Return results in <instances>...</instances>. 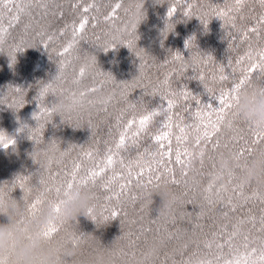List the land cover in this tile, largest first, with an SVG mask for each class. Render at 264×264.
<instances>
[{
	"label": "trees",
	"instance_id": "16d2710c",
	"mask_svg": "<svg viewBox=\"0 0 264 264\" xmlns=\"http://www.w3.org/2000/svg\"><path fill=\"white\" fill-rule=\"evenodd\" d=\"M92 2L80 0L76 8L73 4L77 0H49L46 8L36 0H12L7 7L0 5V97L4 96L0 103V130L15 141L8 148L0 146V187L21 203L25 195L30 202L44 193L39 208L46 202L45 197L57 199L55 188L66 187L75 165H80L78 178L89 170L105 167L108 149L115 152L124 123L161 104L166 108L167 100L161 99L165 95L176 105L171 129L163 128L162 114L156 116L135 145L129 141L126 149L114 155V164L97 178L95 185L82 186L93 194L96 219L79 217L78 221L63 224L54 241L66 239L73 232L87 235L78 245L75 264H197L208 260L213 264L240 260L243 264L245 258L249 264L258 262L264 246L259 223L264 187L243 184L240 196L232 191L236 183H241L239 178L232 183L226 178L222 186L210 173L218 154L238 153L241 147H251V154L246 152L245 157H240L242 161L251 159L256 150L264 148V142L252 143L254 134L260 131L240 116L233 117L230 110L233 126H220L215 138L220 147L212 151L211 145L195 146V129L201 124L197 111H208V105L219 107L216 97L220 91L238 82L241 68L259 60V53L264 51V25H257V21L264 14V7L259 0H245L239 10L235 0H187L190 10L184 6L185 0H122L116 16L106 20L116 0H95L99 10L83 13L82 8ZM140 3L142 15L138 16ZM170 7L177 11L164 36ZM228 9L232 11L226 17L217 16V11ZM82 16H88L89 21L84 39L69 53L60 55L72 38L73 23L78 25ZM254 26L259 27L258 34L247 31ZM191 37L195 40L186 48L185 42ZM129 41L132 47L128 46ZM177 54L181 59L175 58ZM242 57L243 63L237 65ZM81 68L85 69L83 77L79 75ZM221 75L229 79L221 81ZM76 80L80 82L74 83ZM49 83L52 87L38 99L41 89ZM254 85L264 86V76L259 72L253 74L245 90ZM93 88L96 91H91ZM185 91L191 93L187 98L182 95ZM81 92L86 95L81 97ZM58 100H64L63 108H57ZM53 106L56 111L40 115L41 107ZM34 114L39 118L34 119ZM203 119L207 122L208 118ZM22 125L27 127L18 131ZM176 125L185 128L186 144L177 143L176 137L181 133ZM161 131L171 132V163L167 157L151 155L157 151L152 137ZM185 147L189 151L204 148L198 184L189 180L192 173L187 170V158L182 157L183 165L175 162L176 150L183 151ZM167 148L165 143L160 151ZM89 152L91 157L86 155ZM141 156L140 166L151 163L153 177L164 174L160 181L153 178L148 183L147 170L137 178L140 168L135 161ZM161 160L163 167L158 163ZM129 166L132 176L128 174ZM166 167L174 170L180 183H171ZM182 171L188 175L182 176ZM212 181L215 187L208 192ZM21 182L24 188L20 187ZM122 184L126 185L123 189ZM161 186L171 187L181 199L169 214L158 216L160 198H151L146 191ZM221 187L226 189L220 193L223 203L210 205L209 200L217 201L216 190ZM49 188L52 191H46ZM229 199L236 206L235 211L227 205ZM113 210L115 217L111 215ZM222 211L228 212L227 217L221 215ZM250 217H255V225ZM169 233L172 240H168ZM185 244L187 248L183 247ZM209 244L211 248L207 247ZM252 249H256L255 253Z\"/></svg>",
	"mask_w": 264,
	"mask_h": 264
},
{
	"label": "snow or ice",
	"instance_id": "6c2138e0",
	"mask_svg": "<svg viewBox=\"0 0 264 264\" xmlns=\"http://www.w3.org/2000/svg\"><path fill=\"white\" fill-rule=\"evenodd\" d=\"M12 0H0V5H3L4 7H7L8 3H11ZM37 3L41 4V6L43 7H47V4L49 2V0H36ZM51 2H55V0H51ZM179 2V0H177V3ZM260 4L262 7H264V0H259ZM245 3V0H235V5H236V10H239V8ZM80 6V0H77V3L73 4V7H79ZM142 3L137 5V9H138V16L142 15V13L140 12V9L142 8ZM185 7L191 8L190 3L187 2V0H185ZM122 7V0H116V2L114 4H112L111 6V11L109 13L108 16L105 17L106 20L112 19L113 17L116 16L117 11L119 9H121ZM96 8V3L95 0H93L92 3H88L86 6H84L82 8V12L83 13H89L92 9ZM96 10L98 11L99 9L96 8ZM177 9L176 7H170L167 11V20L165 21L166 27L165 30L163 32V35L165 36L167 31H169L171 29V18L174 16V14L176 13ZM232 9H228V11H217V16L224 18L228 15L229 12H231ZM189 12H186L185 15H188ZM18 19V17H17ZM88 16H82L79 24L77 25L76 23H73L72 25V38L70 40V42L67 44L66 47H64L63 51L60 53V55H64L70 52V50H72L74 48V46L80 42L81 40L84 39L83 33L84 30L88 24ZM257 25H264V14H262L258 21H257ZM235 25H233L234 27ZM207 27V24L205 22V28ZM133 28H135V25H133ZM247 31L253 32V33H259V27L258 26H254L249 28ZM2 33L3 30L0 29V43H2ZM63 34V33H61ZM245 38H247V32L244 33ZM49 39H51V37H49ZM195 40V37H191L189 38V40H187L185 42V47H189L192 42ZM128 46L132 47V41L128 42ZM138 55H141L140 53H138ZM141 58L142 55H141ZM176 59H181V56L179 54H177V56L175 57ZM14 59V58H13ZM208 59H211V55H208ZM249 59H251V57L249 56ZM244 58L242 57L240 60H237L236 63L237 65H240L243 63ZM64 65L63 63L61 64V69H63ZM221 71H223V68L221 69ZM259 72L262 76H264V51H261L259 53V60L258 61H254L252 63H250L247 67L241 68V75L240 78L238 80V82L234 81L232 86L229 88H223L220 93L219 96L216 97L219 107L213 108L211 105H208V111H197L196 116L198 118H200L201 120V124L196 126V131L198 133V135L195 138V146L196 147H200L201 144L204 145V147L206 148L208 145H211V149L212 151H215L217 148L220 147V141L219 139H215L217 137V134L220 132V126L224 125L228 128H232L233 126V121L231 119H229V113L231 110V115L233 117H239V112L236 110V106L238 104V99H239V94L241 91L245 90L246 86H248L252 79H253V74ZM85 74V69L81 68L79 71V75L80 77H83ZM234 75V73H233ZM57 79L59 77H56ZM203 79V77H201V80ZM229 79V76L227 75H221L220 76V80L221 81H226ZM79 80L74 81V83H79ZM167 79L164 81L165 84H167ZM52 87V84H46L40 91L38 99L42 98L45 93H47V91ZM16 91H20V89H16ZM91 91H96V89H91ZM86 93L81 92L80 96L83 97L85 96ZM169 95H175V94H169ZM182 95L187 98L189 95H191V93L185 91L182 93ZM3 97H0V103L3 102ZM161 99L162 100H167V107L165 108L163 104H161L159 106L158 109L156 110H152V111H147L146 114L141 115L139 118H137L136 116H133L131 119L127 120L124 125L122 130L119 132V137L115 142V152H113L112 148L108 149V155L105 158V167L99 168V170H89L87 172V174L83 177H77V173L80 170V165L77 164L75 165L72 173L70 174L71 178L67 181L66 183V187L65 185H60L57 186L55 188V192H56V196H57V200L59 201V197L61 194V188L65 187L70 189L73 186H85L88 185L89 183L95 185L96 184V180L98 177H100L107 168H110L113 164H114V155L119 154V152L122 149H126L128 146V142L131 141L133 145H135L138 141V138L141 136V134L146 133L148 131V127L150 125V123L153 121L154 117L159 116V115H163L164 116V122H163V128L164 129H171L172 125V110L173 108L176 106L175 102L173 99L168 98V96L165 95H161ZM197 103H199V101L197 100ZM133 108L136 107V105H131ZM56 111L55 106H53L51 109H47V108H43L41 107L40 109V115H44V114H50L51 112ZM206 116L207 122L204 121L203 117ZM215 116V120L212 119V117ZM39 117L37 115L34 114V119H38ZM202 126V128H201ZM26 125H22L20 129H18V131H24V129L26 128ZM176 127L179 128V131L181 133V135L176 137L177 143H185L187 142V135L185 134V128L184 127H180L179 125H176ZM191 127V126H189ZM255 139L252 141L253 144H259L261 142H264V132L260 131V132H256L255 134ZM171 132L170 131H161L160 134L155 135L154 137H152V139L155 141L156 146H157V151L155 153H151V155L153 157H155L156 155H159L161 157H167L169 160V163H171V159H172V149H171ZM33 138L35 139V135H33ZM242 139V138H240ZM237 142H239V139L237 140ZM165 143H167L168 148L166 151H160V149H164L165 148ZM10 145H15V141L12 138L7 137L3 132H0V146H2L3 148H8ZM202 152L201 155L203 156L205 154L204 152V148H201ZM146 152L148 151L147 149L145 150ZM253 151V149L251 147H241L239 152L237 153L240 157H245V153H249L251 154V152ZM87 156L91 157L92 153H86ZM190 151L188 150L187 147H185L183 149V151H181L180 149L176 150V154H175V162L178 165H183L185 163V160L182 159V157L189 159L190 158ZM140 159H142V156L140 158H138L135 163L136 165L140 168L139 172L136 173L137 178L139 177H143L145 170L148 171L149 176H148V183H152L153 178L156 181H160L162 176L164 175L163 173H157L155 175V177H153V175H151V173H153L154 169L152 168L151 163H147L143 166H140ZM211 159V157H210ZM121 163H123V161L121 160ZM161 167H163V161H159L158 162ZM213 167H215V164H213ZM165 172L171 174V183L173 184H178L180 183V181H178L175 178V173L174 170L171 167H166L165 168ZM128 174L129 176H132V168L131 166H129L128 169ZM182 176H187L188 173L187 171H182L181 172ZM233 180H238V177L236 175L235 172H230L229 173V183H232ZM41 183H43V181H41ZM129 184L131 183V181L128 182ZM126 185H121V188L123 189ZM21 188H24V183L21 182L20 185ZM105 188H107V185H104ZM215 187V182L212 181L209 183L207 191L208 192H212L213 188ZM243 183H236L235 186L233 187L232 191L234 193H237V195L242 196L243 195ZM30 191V190H29ZM46 191H52L51 188L46 189ZM226 191V189H224L223 187L219 188L216 190V196H217V201H211L209 200V204H215V203H223V197L220 195L221 192ZM254 195H256L257 193L254 192ZM5 195L4 193V188L0 187V196ZM43 197H44V193H41L39 196H37L34 200L32 201H28L27 199V195H25V197L23 198L24 203L26 204V212L29 215H35L36 212L39 210V205H41L44 201H43ZM108 199H111V197H108ZM227 205L230 207L231 211H235L236 210V206L232 204V200L229 199L227 201ZM56 211L59 212V203H57L56 205ZM111 215L113 217H115L117 215V213L113 210ZM200 215H203V212L200 213ZM221 215L224 217H227L228 212L226 211H222ZM89 216L92 217L93 220L96 219V217L93 215V211L90 210L89 212ZM104 219H107V217H105ZM250 221L253 223V225H255V217H250L249 218ZM23 222V221H21ZM259 223L261 225L260 231L264 232V209H262V215L259 218ZM63 224H52L50 225L47 229H45L44 232V236L45 239L49 240V241H54L57 234L60 232L61 227ZM195 227H200V225H196ZM233 235H235V233H233ZM173 239V235L171 233H169L168 235V240H172ZM57 241V240H56ZM73 243H75L73 241ZM262 245H264V240H262ZM184 248H187V244L183 245ZM207 247L211 248V244L207 245ZM218 247H223V245H218ZM245 247H247V245H245ZM256 249H252V252L255 253ZM0 264H4V262L0 261ZM182 264H192L191 261H184L182 262ZM197 264H213V262L211 260L208 261H199L197 262ZM225 264H241L240 260H236V261H226ZM243 264H249L247 258H245V260L243 261ZM252 264H264V246H262L261 250H260V256H259V261H253Z\"/></svg>",
	"mask_w": 264,
	"mask_h": 264
},
{
	"label": "clouds",
	"instance_id": "9594fccd",
	"mask_svg": "<svg viewBox=\"0 0 264 264\" xmlns=\"http://www.w3.org/2000/svg\"><path fill=\"white\" fill-rule=\"evenodd\" d=\"M56 106L63 108L64 100H58ZM236 110L243 120L264 132V86L254 85L241 91ZM201 152L202 149L190 151V158L186 161L187 170L192 173L189 180L193 184L199 183L198 176L204 164ZM230 172H235L243 184L254 183L257 187H264V148L256 150L251 159L243 161L237 153L218 154L210 173L212 179L223 186ZM146 195L160 198L158 216L169 214L181 199L168 186L146 191ZM44 200L46 202L36 214L29 215L24 201L18 202L7 194L0 196V218L7 221L0 220V261L4 264H75L78 245L87 235L73 232L66 239L61 237L57 241H49L45 239L44 232L52 224L75 222L79 217L89 220V212L95 208L93 194L77 185L65 188L59 201L47 197ZM57 203L59 212L56 211ZM69 244L73 246L69 247Z\"/></svg>",
	"mask_w": 264,
	"mask_h": 264
}]
</instances>
